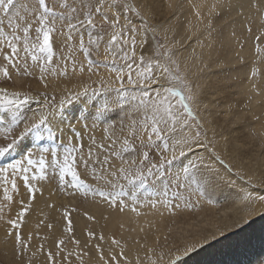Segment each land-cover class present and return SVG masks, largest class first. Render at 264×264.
Instances as JSON below:
<instances>
[{
  "label": "snow or ice",
  "instance_id": "6c2138e0",
  "mask_svg": "<svg viewBox=\"0 0 264 264\" xmlns=\"http://www.w3.org/2000/svg\"><path fill=\"white\" fill-rule=\"evenodd\" d=\"M185 6V0H0V224L17 264H36L40 257L39 264H92L85 248H94L95 264H186V257L224 234L222 229L174 248L160 246L157 237L154 245H141L143 256L129 254L113 237L105 251L90 243L105 240L92 230L82 246L70 211L61 205L66 225L46 249L47 235L33 245V234L22 229L32 202L53 183L58 192L119 212L139 215L140 207L149 206L173 216L213 204L210 193L226 183L239 203L251 206L240 223L264 215L255 211L264 205V178L237 169L218 150L211 121L201 111L203 85L193 79V65L199 62L198 72L208 67L199 34L214 38V20L231 12L233 0H187L195 18L193 31L185 14L187 39L197 37L187 56L174 39L184 27L178 22ZM252 6L264 17V4ZM259 27L245 73L257 96L264 81V18ZM246 32L252 34V27ZM25 78L42 88L14 87ZM73 78L79 83L71 88L55 85ZM78 104L83 106L76 115ZM41 225L53 229L51 222L36 227Z\"/></svg>",
  "mask_w": 264,
  "mask_h": 264
},
{
  "label": "bare ground",
  "instance_id": "6f19581e",
  "mask_svg": "<svg viewBox=\"0 0 264 264\" xmlns=\"http://www.w3.org/2000/svg\"><path fill=\"white\" fill-rule=\"evenodd\" d=\"M23 2H25V0H16L17 5ZM194 2H201V0H194ZM257 2L264 4V0H233L234 7L231 12H225L222 14V17H218L214 20V25L217 28L213 31L214 38H207L203 31L200 33V36L204 39L205 43L203 52L205 53L204 62L208 65L206 69L216 70V75L212 77V79L215 80L210 82L209 90L212 91V95H216L218 98L223 96L221 99L225 101V104H230L232 100L236 102L237 106L240 108V112L233 113L230 118H233L237 114L245 111L247 104L250 103L249 109L255 118V122L253 123L255 127L254 130H256L257 134L264 142V81H261L260 83L261 95L257 96L251 90L252 83L245 75L247 71V64L251 63L254 59V47H251L255 42L254 36L261 31L259 21L261 18H264L261 16V13L257 12V10L252 6ZM185 5V8L180 12V20L178 22L179 25L184 27H178L177 35L174 37V39L179 40L183 45L189 41L187 36L191 35L185 26V14L193 20V31H195V18L187 8V0H185ZM168 15H170V13H166V16ZM248 24L253 29L252 34H248L246 32V26ZM233 33H235V35H233ZM242 43H244L245 48L240 50L239 46ZM209 45L211 46L210 48L208 47ZM193 46H195V44ZM193 46L182 53L187 56ZM200 51L201 49L197 48V52L199 53ZM209 52H211L210 57L208 55ZM241 58L244 59L245 64L240 63ZM198 64L199 62L192 67V72L195 74L198 73ZM261 69L264 71V64L261 65ZM83 79L87 78L84 77ZM93 79H95V77H93ZM24 80L26 79L18 80L16 83L17 86L18 84H20V86L22 84L25 89L30 87L34 91L42 88V85L39 84L38 80L31 79L26 82H24ZM78 83V78H73L71 81H65L63 79L55 81V85L58 89L63 88L65 84L71 88ZM57 95H59V91H57ZM92 103L94 104L95 102ZM203 105H207V108L202 106V112H205V110L208 112L212 106V104L205 103H203ZM82 106V104L75 106L73 111L76 115H79V112L76 111V109H79ZM205 116L209 119L213 116V114H211L210 111ZM227 116L228 114L223 116L222 121L209 119L211 121V124L209 125L210 133L212 130H214V132L220 131L219 127L222 126V124L220 125V122H226ZM244 118L245 115L239 118V121H242ZM93 132L96 134L97 138L102 135L101 128L94 129ZM88 135L89 133L86 132L85 142H87ZM237 135V131L232 129L230 133L217 140L218 150L229 161L239 164L242 172L253 176L256 180L264 178L262 176V170L264 169V155L262 156V154L258 151V153H255L248 158V153L245 154V151L249 143L246 138L243 140L236 139ZM252 167H255L256 169L253 170ZM232 192L233 191L228 190V188L221 187V189L215 191L214 193H210L211 199L215 203L222 200L227 201L224 203L226 205L221 207L225 214L228 210H232L233 212L230 215L232 218L228 220L227 216L226 219L221 220L220 223H222V227L220 230H231L229 227H235L237 225L236 221L240 222L243 220L245 215L252 210L248 203H239L238 201V205H242L236 207L233 202L234 196L232 195ZM21 198L26 199L23 195ZM53 204L56 205L55 208L49 207V205ZM61 205L66 207L70 212L73 207H70L69 205H73L76 209L75 212H71L70 218L73 220V234L76 238L81 240L82 246L87 240V231L92 230L97 235L103 234L105 236V240L90 241L91 244L94 245L96 243H100L105 251H107L108 247L111 245V238L114 237L127 245L129 254L139 251L141 256H143V249L141 245H144L145 243L154 245L157 237H159V239L163 236L166 237V235L175 228L183 229L181 226L189 225L191 220L194 219L197 220L198 218H202L201 222L206 221L207 219V222H209L208 225L211 226V222L215 216L212 208H205V210L196 211L194 215L192 213L193 211L190 212L183 210L184 213L178 215L177 212L175 216L171 215L163 208L153 209L149 206L140 207L138 209L140 213L139 215L128 209L124 212H119L116 209L109 208L107 205L93 202L91 199L85 200L80 197H72L66 193L58 192L55 184L53 183L46 186L43 196L38 195L37 199L32 202V209L26 217V227L22 229L25 235L29 232L33 234V245H37L40 242L39 237L47 235L49 240L45 243V248L47 249L50 246H54V242L61 235L62 229L66 225V221L62 216L63 209L61 208ZM17 207L18 205H13L12 215L15 214ZM261 210H264V205H260L255 208L256 212H260ZM85 212L93 215L95 220L89 221L84 215ZM161 212H163V215H161ZM256 216L259 215L252 216L244 223H248ZM41 220H44L45 224L51 222L53 224V229L49 231L44 225L37 228L36 225ZM258 226H260V228H258ZM258 226L253 227V232L249 241H244L247 234L242 236L244 238L243 246L245 248H240L239 250L241 253L243 252L242 255L245 257L244 262L247 264H257L259 261H264V258H262V254H264V221L260 222ZM217 227L218 224L216 227L210 229L216 231ZM239 227H241V225H239ZM183 231L186 232V230ZM209 232L210 231L201 229L199 235L200 237L192 235L190 237L193 238L188 242L199 240L208 235ZM171 239L175 240L176 237ZM137 241H139V243H137ZM184 244V242H179V240H177L176 242L174 241V244L172 243L169 248H172V246H182ZM68 247L71 248L74 247V245L68 244ZM257 247L260 249L263 248V250L260 251L259 254L255 255L252 250ZM85 251L89 252V255L92 258V264H95L97 256L94 248H85ZM218 255L219 254L213 250L202 252L199 257V263H203L207 259L213 258L215 262L209 264H225L223 260H220L221 257ZM224 255V257H222L227 260L229 255L226 253ZM247 255L251 256L248 261H246ZM41 260H43V257L38 258L36 264H39ZM0 264H17L13 250V242L10 238L5 236L4 226L2 224H0ZM226 264L234 263L228 261ZM238 264H243V260H239Z\"/></svg>",
  "mask_w": 264,
  "mask_h": 264
},
{
  "label": "rangeland",
  "instance_id": "374dc122",
  "mask_svg": "<svg viewBox=\"0 0 264 264\" xmlns=\"http://www.w3.org/2000/svg\"><path fill=\"white\" fill-rule=\"evenodd\" d=\"M163 19V18H162ZM249 26V24L247 25ZM258 26V25H257ZM256 26V29H257ZM217 28L215 27L214 30H216ZM201 35V34H199ZM197 37H193L191 40H189L183 48L180 49L181 52H184L186 50H188L191 46H193L195 44ZM262 41H264V37H262ZM55 43H58V41H54ZM255 43V42H254ZM254 43L252 44L251 47H254ZM243 44V48H240V50H243L244 47V43ZM216 75V70L213 69H205L203 72H198V73H194L193 72V79H200V82L203 85V95H202V102L205 104H212L211 108L208 110V112L205 110V112L203 111L202 113L204 115H206L207 113H209L211 111V114H213V116H211L209 119H213V120H219L222 121L223 120V116H225L226 114H228L227 116V121L221 123L222 124L220 128V131H216L215 132V138L216 140L221 139L223 136L227 135L228 133L231 132L232 129L237 131V137L236 139H247V142L249 143L247 145L245 154L248 153V158H250L252 155H254L255 153H259L262 154V156L264 155V142L263 140L260 138V136L257 134L255 127L253 125V123L255 122V118L253 117V114L251 112V110L249 109L250 107V103L247 104V107L245 109V111H243L242 113L237 114L235 117L230 118L231 115L233 113L236 112H240V108L237 106L235 101H231L230 104H225V101L222 100L221 98L223 96H221V98H218L216 95H212V91H210V82L212 80L213 76ZM26 80H24V82H26L27 80H31L28 78H25ZM11 86V85H10ZM14 87H20V84H15ZM202 103V106H203ZM243 115H245V118L242 121H239V118H241ZM95 134V133H94ZM212 134V132L210 133V135ZM96 135V134H95ZM230 136V135H229ZM256 139V140H255ZM224 156V155H223ZM225 157V156H224ZM237 169L241 170V166L239 164H235L233 163ZM252 169H256L255 167H252ZM231 175V174H229ZM262 176L264 177V169L262 170ZM238 184L243 183L242 181L237 180L236 181ZM221 187L224 188H228V190L233 191L231 188H229L227 186L226 183H223ZM151 189V188H150ZM149 189V191H151ZM256 191H260V189H256ZM145 195V193H144ZM147 195V193H146ZM234 205L236 207L241 206L242 204L238 205V202L236 200V198L234 197ZM227 201H219V202H214L213 204H206L203 203L200 207V210H205V208H212L214 210V218L211 222V226H209V222L203 221L201 222L202 218H198L197 220H191L189 225H184L181 226L183 229H178L175 228L173 231H171L169 234L166 235L167 239H165V237H161L160 238V246L163 247H170L172 245V243L174 244V241L176 242L177 240H179V242H188L190 239H192L193 237L190 236H195V237H200V230L204 229L206 231H210L208 233V235H210L213 232H218L220 231L221 227H222V223L221 220L226 219V217L228 216V220L230 218H232L230 215L233 213L232 210H228L226 211L227 213L225 214L224 211H222V206L226 205L224 203H226ZM74 204V203H73ZM76 204V203H75ZM70 207H74L73 205H69ZM206 206V207H205ZM221 209V210H220ZM188 211V210H187ZM240 211V210H239ZM192 212V211H190ZM196 211H193V215L195 214ZM182 213H184L183 210L178 211V215H181ZM71 215V212H70ZM71 217V216H70ZM200 221V222H198ZM264 221V215H259L256 216L253 220L249 221L248 223H240L239 221H236V226L235 227H229L231 230L228 231H224L223 236H218L216 240L211 241L210 243L204 245V247L198 248L196 250V252L192 253L191 257L188 258L186 257L185 259L186 264H209V263H213L215 262V260L213 258H209L207 259L205 262L203 263H199V257L201 255L202 252H207L208 250H213L215 252H217L219 255V257H221V261L223 260V262L226 264L228 261H231L234 264H238V261L243 260V264H247L246 262H244V256L242 255L243 252H240V248H245L243 246V240L244 238L242 237L243 235H246V238L244 241H249L251 239V234L253 232V227H257L258 224L260 222ZM235 223V222H233ZM218 224V227L215 230L210 229L213 227H216ZM239 225H241V227H239ZM257 225V226H256ZM238 226V228H237ZM258 228H260V226H258ZM236 229V230H235ZM183 230H186V232H184ZM173 236V237H172ZM175 240H172L171 238H175ZM241 238V239H240ZM162 242V243H161ZM169 243V244H168ZM172 248H174L172 246ZM263 248H253L252 252L256 255L259 254L260 251H262ZM229 255V258L227 257V260H225V258H223L225 255L224 254ZM224 255V256H223ZM223 256V257H222ZM251 256L247 255V259L246 261L249 260ZM262 258H264V254H262ZM264 264L263 262L257 263V264Z\"/></svg>",
  "mask_w": 264,
  "mask_h": 264
}]
</instances>
